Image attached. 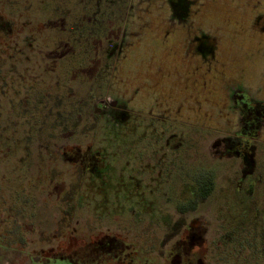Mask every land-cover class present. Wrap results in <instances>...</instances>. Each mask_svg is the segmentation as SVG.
Wrapping results in <instances>:
<instances>
[{"label": "flooded vegetation", "instance_id": "obj_1", "mask_svg": "<svg viewBox=\"0 0 264 264\" xmlns=\"http://www.w3.org/2000/svg\"><path fill=\"white\" fill-rule=\"evenodd\" d=\"M91 76L69 103L90 121L85 131L100 129V149L66 143L52 156L98 184L101 219L124 212L123 200L132 208L120 227H131L144 206L154 232L146 264H264V0H100ZM221 175L226 187L217 192ZM53 179L55 194L65 180ZM217 194L214 214L246 238L206 239L199 207ZM102 231L79 262L138 264L132 244Z\"/></svg>", "mask_w": 264, "mask_h": 264}, {"label": "rangeland", "instance_id": "obj_2", "mask_svg": "<svg viewBox=\"0 0 264 264\" xmlns=\"http://www.w3.org/2000/svg\"><path fill=\"white\" fill-rule=\"evenodd\" d=\"M55 2L0 0V12L14 22L10 33L0 32V264H41L39 256L65 253H74L78 258L54 260L51 264H100L79 261H83L84 255L92 254L86 241L99 238L106 227L110 228L108 233L116 234L133 245L135 251L132 255L136 256L138 264H146L144 259L151 252L150 236L154 232L146 228L144 206L142 214L131 216L136 220L131 221V227H120L126 218L129 219L127 215L132 208L123 200L126 205L124 212L101 219L100 192L96 193L95 188L98 184H86L83 168L69 167L59 156L56 159L52 156L56 146L66 143L77 145L79 149L87 146L100 149V129L94 126L92 131H85L90 121L86 123L83 117L76 116L69 103L76 96V93L71 94L77 90L76 87L83 92L90 86L89 79L100 64V42L91 61H97L96 66L90 62L86 67L82 59L72 61L70 57L74 50L68 48L70 42L65 31L57 28L55 23L47 21L45 29L36 35L26 25L19 26L20 22L39 17L36 9ZM66 3L64 16L72 19L74 0ZM93 94L99 95L100 87ZM58 101L62 106L60 103L55 105ZM50 104L55 105L52 111H58L56 122H51L52 113H47ZM85 111L79 109V112ZM42 116L46 123L49 121L48 124L41 123ZM67 120L76 130H62L64 126L60 121ZM103 143L109 149V142ZM50 177L54 181L57 178L65 180L55 185V194L53 185L49 183ZM222 178L221 175L217 179V192L226 187ZM222 203L217 194L216 198L203 201L199 207L201 222L210 224L205 230L206 239L246 238V231L230 232L224 215L214 214ZM246 218L247 224H251L252 217ZM246 218L242 216L243 223H246ZM233 223H239V219L235 218ZM159 234V231L155 233ZM160 249L154 248L158 255ZM250 251L245 250V256H251Z\"/></svg>", "mask_w": 264, "mask_h": 264}, {"label": "trees", "instance_id": "obj_3", "mask_svg": "<svg viewBox=\"0 0 264 264\" xmlns=\"http://www.w3.org/2000/svg\"><path fill=\"white\" fill-rule=\"evenodd\" d=\"M66 1L67 0H56L53 5H47L42 8L39 7L36 9L39 17H35L34 20L31 19L26 22H20L19 26L26 25V28L36 35L42 29H45L48 22L55 23L57 28H61L65 31L66 38L68 42H70L68 48L74 50V54L72 53L70 57L72 61L82 59L86 62L85 66L88 67L94 56L93 51H95L96 46H98L100 42V0H74L75 13L74 17H71L72 19H68L64 16V9H66L65 6L67 4ZM33 8L35 10V6ZM13 25L14 22L4 13L0 12V32L7 35L10 33L9 30ZM91 63H93V66H96L97 61ZM33 93H37V91ZM30 97L33 98L32 95ZM38 97L41 96L39 95ZM48 101L49 97L47 102ZM58 103L60 102L58 101L55 105H58ZM55 105L50 104V108L47 111V113H52L51 122L57 119V116L53 118V113L58 112L55 110L52 111ZM44 118L43 116L41 118V123L43 125L46 123ZM47 122L49 123V121Z\"/></svg>", "mask_w": 264, "mask_h": 264}]
</instances>
